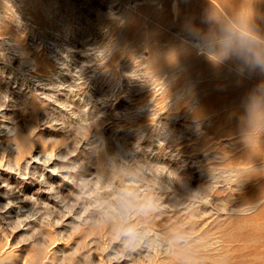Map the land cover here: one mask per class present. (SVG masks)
I'll use <instances>...</instances> for the list:
<instances>
[{"label":"rangeland","instance_id":"obj_1","mask_svg":"<svg viewBox=\"0 0 264 264\" xmlns=\"http://www.w3.org/2000/svg\"><path fill=\"white\" fill-rule=\"evenodd\" d=\"M26 257L264 264V0H0V264Z\"/></svg>","mask_w":264,"mask_h":264},{"label":"snow or ice","instance_id":"obj_2","mask_svg":"<svg viewBox=\"0 0 264 264\" xmlns=\"http://www.w3.org/2000/svg\"><path fill=\"white\" fill-rule=\"evenodd\" d=\"M5 99V98H3ZM31 257H26L25 260L23 261V264H29V261L31 260Z\"/></svg>","mask_w":264,"mask_h":264}]
</instances>
